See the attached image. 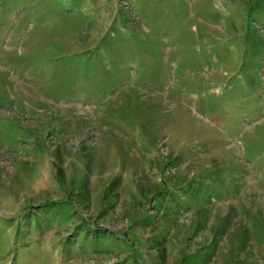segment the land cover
I'll return each mask as SVG.
<instances>
[{
	"label": "rangeland",
	"instance_id": "obj_1",
	"mask_svg": "<svg viewBox=\"0 0 264 264\" xmlns=\"http://www.w3.org/2000/svg\"><path fill=\"white\" fill-rule=\"evenodd\" d=\"M0 264H264V0H0Z\"/></svg>",
	"mask_w": 264,
	"mask_h": 264
}]
</instances>
